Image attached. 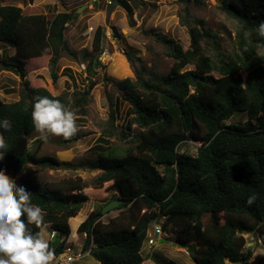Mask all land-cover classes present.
Wrapping results in <instances>:
<instances>
[{"label":"trees","instance_id":"trees-1","mask_svg":"<svg viewBox=\"0 0 264 264\" xmlns=\"http://www.w3.org/2000/svg\"><path fill=\"white\" fill-rule=\"evenodd\" d=\"M118 1L134 26V10ZM199 2L181 0L180 22L189 31V48L167 34H147L175 60L169 74L152 70L132 48L126 52L134 78L115 86L133 115L127 127L120 128L115 107L100 124L99 140L106 146L93 147L98 154L90 165L101 171L93 185L81 176L59 182L38 180L36 175L48 168L42 166L47 160L53 163L51 170L77 171L85 166L40 156L44 141L32 138L31 112L37 96L59 99L75 113L85 111L97 85L105 30L98 28L91 51L80 52L87 88L54 95L46 85L37 84V74L26 66L49 52L51 78L57 82L60 59L79 56L66 38L77 14L60 12L49 19L26 15L19 6L0 5V42L16 52L0 69L21 80L18 101L6 103L0 98V120L12 125L10 133H0L11 148L4 154L0 171L7 180L19 176L18 185L31 192L32 203L43 209L45 225L57 231L54 242L51 240L55 254L63 253L60 245L71 234L69 221L88 199L84 192L94 189L117 192L114 199L123 201L117 209L119 215L107 224L101 221L102 208L91 212L78 228L80 242L85 249L92 247L91 256L99 264H150L142 249L150 224L160 218L165 219L164 232L196 242L197 247L190 246L195 264H264L263 256L246 249L245 237L252 235L264 242V57L257 53L264 46V34L259 30L264 22V0H221V11L243 28L239 31L240 55H225L220 39L194 18L190 4ZM210 46L215 54L209 53ZM242 72L247 73L245 78ZM236 114H247V121L227 124ZM133 125L137 134L132 132ZM129 139L133 145L122 156H115L112 141ZM196 139L203 141L196 155L180 151L185 142ZM76 140L79 137L75 135L64 138L63 143ZM252 194L257 199L249 205L247 199ZM29 227L39 231L34 225ZM59 234L64 236L60 244L56 241ZM154 262L166 264L157 257Z\"/></svg>","mask_w":264,"mask_h":264},{"label":"rangeland","instance_id":"rangeland-1","mask_svg":"<svg viewBox=\"0 0 264 264\" xmlns=\"http://www.w3.org/2000/svg\"><path fill=\"white\" fill-rule=\"evenodd\" d=\"M110 1L113 4H110ZM121 1V0H120ZM134 10L135 25L129 24V18L126 10L118 0H0V5H15L24 10L26 15H45L52 19L60 12H75L82 8V11L77 14V19L69 24L66 31V38L71 48L79 53L77 58H72L64 55L60 59L58 66L59 78L57 82H53L50 73L51 54L47 52L41 60L36 63L31 62L26 67L29 72L36 73L35 81L38 85H46L49 91L54 95H60L64 91L73 92L74 90L83 91L87 88V74L85 72L86 65L82 63L81 54L83 50H92L95 34L98 28L105 30L106 38L103 43L104 51L99 57V66L96 69L98 76L96 77L97 85L92 90L91 104L86 107L85 111L76 113V124L78 132L76 136L79 140L73 143H63L62 136H49L47 141H44L43 147L39 153L40 156H52L61 161L82 163L84 168L74 171L58 167L56 169H45L36 175L38 180L59 182L67 178H76L81 176L86 182L93 185L97 176L101 173L100 170L91 167L93 161L98 154L93 147L101 144L100 142L101 129L100 124L109 119L111 110L117 107L116 125L120 128H126L132 118L131 106L124 101L117 90L115 83L123 81L127 78H134V72L129 63L126 52L132 48L136 55L141 57L145 63L155 72L167 75L170 73L175 60L166 55L165 49L154 37L147 35L151 32L167 34L174 38L183 47L189 48L190 34L188 29L181 25L180 12L182 10L181 0H123ZM221 0H200L199 3L190 4V9L196 20H202L207 28L211 29L213 35L220 39V47L225 55H240L243 51L240 46L239 31L242 32L240 23L225 15L221 9ZM117 31V33H116ZM249 40V35H246ZM210 54H215L212 47H208ZM5 49V60L10 62L15 53L12 46L0 45V64L2 63V50ZM259 56L264 57V46L257 51ZM69 69L67 72L66 69ZM65 72V73H64ZM67 73V74H66ZM71 73L73 81L68 77ZM219 77L218 74H214ZM247 73L242 72L243 78ZM21 88L20 78L9 70L0 69V98L6 102H16L19 100V90ZM248 119L247 114H236L227 124H244ZM133 134H137L136 125L132 126ZM33 139H41L40 134L36 131L33 134ZM42 140V139H41ZM201 139L189 140L181 147V152H186L191 155H196L198 148L202 145ZM113 154L122 156L126 149L132 146L131 139L120 142L112 141ZM109 145V144H107ZM46 167V166H45ZM10 178V182L17 183L19 176ZM108 186V185H107ZM104 189V188H103ZM98 192V191H96ZM100 191V193H104ZM92 196H89V194ZM84 194L89 198L83 203L79 216L84 212L89 213L91 209L101 210L104 207L99 199L94 196L91 190ZM113 192L110 193L108 201H114ZM102 209V212H103ZM121 210H113L106 214L102 219L103 224H107L111 219L116 218ZM164 218H160L150 224V234L157 242L160 236L154 232L155 224H163ZM71 227L73 233L76 230V223L72 222ZM70 222V221H69ZM51 228H47L49 234ZM64 237V236H63ZM59 234L56 240L58 244L63 239ZM72 237L81 238V235H73L72 231L68 242H73ZM247 238L246 249L251 250L253 255H261L264 257V242L252 236L245 235ZM86 237L83 236L82 240ZM148 236L144 242L142 255L150 264H155L156 257L166 264H195L190 250V246L195 244V241H185L178 237L177 233H167L166 243L158 246H150L148 244ZM63 246V245H60ZM197 247V245L195 244ZM229 261H227L228 263ZM74 264H97V261L89 256Z\"/></svg>","mask_w":264,"mask_h":264},{"label":"clouds","instance_id":"clouds-1","mask_svg":"<svg viewBox=\"0 0 264 264\" xmlns=\"http://www.w3.org/2000/svg\"><path fill=\"white\" fill-rule=\"evenodd\" d=\"M259 30L264 34V22ZM31 117L35 131L45 141L50 135L68 139L79 130L76 113L59 99L48 96L34 98ZM11 131V123L0 120V133ZM10 150L5 137L0 135V163ZM31 198L32 193L23 185L10 182L0 171V264H55V251L47 239L44 211L33 204ZM256 199V194H252L247 203L251 205ZM29 225H34L39 231L33 232ZM162 242L166 243L165 240Z\"/></svg>","mask_w":264,"mask_h":264},{"label":"built area","instance_id":"built-area-1","mask_svg":"<svg viewBox=\"0 0 264 264\" xmlns=\"http://www.w3.org/2000/svg\"><path fill=\"white\" fill-rule=\"evenodd\" d=\"M112 3L113 2L110 1V4ZM154 232L156 235L161 237L159 241H163L167 239V233L164 232L161 224H155ZM56 235H57V231L52 229L49 234L50 240L53 241ZM86 236L87 234H84V237ZM148 238H149L148 244L150 246L160 245V242H157L150 234L148 235ZM63 242H66L68 246L66 247L65 245V247H63V253L55 254V257H54L55 264H74L80 260H83L91 256L92 247L85 249L84 244L79 241H77L76 243L72 242L69 244L68 239L66 240V238H64L61 243Z\"/></svg>","mask_w":264,"mask_h":264},{"label":"crops","instance_id":"crops-1","mask_svg":"<svg viewBox=\"0 0 264 264\" xmlns=\"http://www.w3.org/2000/svg\"><path fill=\"white\" fill-rule=\"evenodd\" d=\"M0 45H2V46H5V45H7V46H9L8 44H5V43H2V42H0ZM14 49V48H13ZM14 51H15V49H14ZM16 53V52H15ZM15 53H14V55H15ZM1 55L3 56L2 57V63L4 64V63H9V62H6V61H8V60H5V49H3L2 50V52H1ZM13 55V56H14ZM1 65V64H0ZM93 191L94 192V196L97 198V199H99L100 201H101V203H102V206H105V205H107V204H109L110 203V201H108V197H109V195H110V193L111 192H109V193H107V192H104V193H100V192H96L94 189H89L88 191H86V193H88L89 191ZM89 194V193H88ZM113 194L114 195H118V193L117 192H113ZM89 196H92V194L90 195L89 194ZM89 200V198L87 199V201ZM96 211V210H95ZM91 212H93V210L91 209ZM90 212V213H91ZM89 213V214H90ZM89 215L87 214V212H84V214H81L80 216H79V214L77 215V217H75V218H72V219H70V223H71V220H73L72 222H75L76 223V232L75 233H73V230H72V227H71V224H70V227H71V231H72V236L73 235H78V228H79V226L87 219V217H88ZM47 228L48 227H50V226H46ZM50 234V233H49ZM49 234H47V239L49 240V244H50V248H51V246H52V241L50 240V236H49ZM72 240H73V242L74 243H76L77 241H79L80 242V239H79V237L78 238H74V237H72ZM71 241V240H70ZM69 241V244L70 243H72V242H70ZM54 242V241H53ZM68 245L66 244V247H67ZM64 247H65V245H64ZM97 264H99L98 262H97Z\"/></svg>","mask_w":264,"mask_h":264},{"label":"water","instance_id":"water-1","mask_svg":"<svg viewBox=\"0 0 264 264\" xmlns=\"http://www.w3.org/2000/svg\"><path fill=\"white\" fill-rule=\"evenodd\" d=\"M82 8H80L77 11V14H79L82 11ZM42 166L52 167L53 166V163L50 160H47V161L42 162ZM122 204H123V201L114 200V201L110 202L109 204H107V206L104 207L102 213L105 216L106 214L110 213L111 211L117 210ZM160 243L162 244L164 242L160 241Z\"/></svg>","mask_w":264,"mask_h":264}]
</instances>
